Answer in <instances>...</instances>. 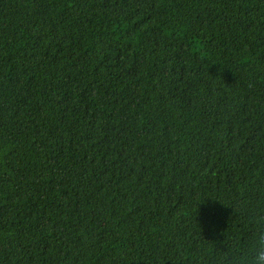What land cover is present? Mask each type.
<instances>
[{
    "label": "trees",
    "instance_id": "obj_1",
    "mask_svg": "<svg viewBox=\"0 0 264 264\" xmlns=\"http://www.w3.org/2000/svg\"><path fill=\"white\" fill-rule=\"evenodd\" d=\"M264 232V0H0V264H244Z\"/></svg>",
    "mask_w": 264,
    "mask_h": 264
},
{
    "label": "clouds",
    "instance_id": "obj_2",
    "mask_svg": "<svg viewBox=\"0 0 264 264\" xmlns=\"http://www.w3.org/2000/svg\"><path fill=\"white\" fill-rule=\"evenodd\" d=\"M244 264H264V232H258L250 243Z\"/></svg>",
    "mask_w": 264,
    "mask_h": 264
}]
</instances>
